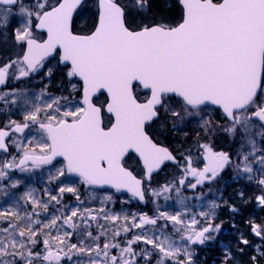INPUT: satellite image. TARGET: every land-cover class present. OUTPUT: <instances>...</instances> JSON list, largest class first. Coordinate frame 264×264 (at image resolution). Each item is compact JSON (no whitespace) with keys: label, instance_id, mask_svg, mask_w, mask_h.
Returning <instances> with one entry per match:
<instances>
[{"label":"snow or ice","instance_id":"snow-or-ice-1","mask_svg":"<svg viewBox=\"0 0 264 264\" xmlns=\"http://www.w3.org/2000/svg\"><path fill=\"white\" fill-rule=\"evenodd\" d=\"M89 4L0 0V111L9 114L0 121V196L13 198L0 210V264H201L199 251L225 227L218 209H239L221 198L194 212L184 189L211 191L231 170L237 182L255 183L264 209V0H91L94 11ZM89 11L91 24L77 30L74 18ZM57 76L59 95L48 87ZM37 78L39 91L17 86ZM210 105L222 119L204 118ZM193 122L201 132L192 144L159 139ZM219 131L232 150L211 142ZM129 154L139 172L126 166ZM169 165L176 174L153 186ZM38 170L48 187L17 198L22 181L13 173ZM72 175L151 201V214L113 211L111 192L90 207L62 179ZM65 193L78 205L65 204ZM173 194L180 209L170 212L160 202ZM246 226L259 239L251 264H260L264 222ZM232 227L239 235L219 264H241L238 254L252 246Z\"/></svg>","mask_w":264,"mask_h":264},{"label":"rangeland","instance_id":"rangeland-1","mask_svg":"<svg viewBox=\"0 0 264 264\" xmlns=\"http://www.w3.org/2000/svg\"><path fill=\"white\" fill-rule=\"evenodd\" d=\"M89 8L91 11H94V9H92V7H91V0H90ZM91 11L84 12L77 17L76 28L84 30L87 26H89L91 24L92 21L89 18ZM3 39H4V37H0V47H3ZM26 83L30 87L35 88L36 91H39V88L41 86L38 78L32 80L31 82L30 81L21 82L17 86L23 88ZM60 86H61V78L59 76H57V78L54 79L52 81V83L48 85L50 91L54 94H57V95H59V92L57 91V89ZM100 99L103 100L104 97L101 96ZM0 115H1L0 121H6L9 118V114L6 111H0ZM217 117L222 119V114L220 113V111L217 108L208 106V108L205 109V113H204L205 119H209V118L210 119H216ZM11 118L20 119L21 118L20 112L13 110V112L11 114ZM198 132H201V129L199 128V126L196 122H193L191 124H186V125L182 126L180 128V130H178V131L166 133L164 136L159 137V139L164 144H168L169 147L174 148L178 144H186V145L192 144L197 139V133ZM221 132H223V131H221ZM211 142L215 144L217 149H220L221 147H225V146L226 147L233 146L232 138L230 136H228V138L225 139L224 136H222V134L220 133V131L217 132L215 134V136L211 138ZM125 164L127 167L134 170L135 172L140 171V166L138 165L137 160L134 157H129L125 161ZM165 171H170V172H164L160 177L155 178L153 186H155L156 182L164 183L165 180H170L173 177V175L176 174V171H174V170L172 171L171 168H167V170H165ZM13 178H18L22 181L21 187L19 189L12 190L13 192H15L17 198L20 196L21 193H23L25 191L26 188H34V189H36L37 194L40 195V194H42L43 189L45 187H48V185L46 183L47 172H43V171L38 170L35 173H20L17 171L15 173H13ZM62 179L64 180L65 183H67L69 185L77 186L79 188L80 193H81V199L84 200L87 203V205L90 207L99 208L100 207L99 201L103 198V195L106 192H111L113 194V198H114L115 203L112 205H109V207L113 211H115V212H121V211H123V212H138V211H136V209L133 205L134 200L131 199L129 196H127L124 193H120V192L117 193L114 190L108 189V188H97V187L89 188V187H86V186L82 185L79 181V178L74 176V175L68 176V177H65ZM57 183H59V182H57ZM183 192H184V195L189 198L186 201V203L192 211L198 212V211L206 208L207 204H206V201L204 200V198L201 200H196L194 198L195 195H197L198 193H194L190 189H184ZM12 199H13L12 197L5 198L3 196H0V210L8 208L12 203ZM64 203L69 205V206H77L79 202L75 199V197L71 193H65L64 194ZM160 203H161L162 207L167 208V210L170 212L180 209V205L175 198V194H173V198L171 200H169L167 202L161 201ZM244 203L241 202V206L244 205ZM147 206L150 207V210L152 211L154 205L152 204L151 201L147 202ZM150 214H151V212H150ZM250 236H252V235L250 234ZM72 242L73 243L77 242L75 237H73ZM220 247H221V244L216 241L215 245L212 244L210 249L214 250V249H217ZM206 249L207 248L205 247L201 251H199V254H200V252L202 254V257H200L201 261H204L205 259H207V256H205V254H204ZM206 264H219V260H216L215 257H210L209 263H206Z\"/></svg>","mask_w":264,"mask_h":264},{"label":"flooded vegetation","instance_id":"flooded-vegetation-1","mask_svg":"<svg viewBox=\"0 0 264 264\" xmlns=\"http://www.w3.org/2000/svg\"><path fill=\"white\" fill-rule=\"evenodd\" d=\"M75 20V28L77 25V17L74 18ZM28 82V81H25ZM31 82V81H30ZM1 116V115H0ZM1 120V117H0ZM222 136H224L225 139L228 138V135L224 132H221ZM233 146L228 147H221L220 149L223 150H232ZM217 149V150H220ZM172 169V171H176L175 167L173 165L168 166ZM240 191L245 192V199L241 200L238 193ZM202 192L204 195V200L206 201V204L208 201L216 199L220 200L222 198L223 201H227L229 204H235L239 211L237 213L230 212L226 207L221 206L220 209H218V215L220 220L224 222V229L222 230V233L217 238V242L221 244L220 248H217V250H211V245L206 247L205 253L207 254V257H215V259L220 260L222 257L220 255V251L228 246L230 242L233 241L234 237L236 235H239L235 231V229L232 227L233 224L236 225V227L240 228V230L248 236V238L252 241V246L245 247V252L243 254H238L239 260L244 257L250 258L253 255L258 256V253L254 251V247L257 243H259V239L250 236V233L247 229V221L255 220L256 222H264V209H261L257 204H255L254 201V195L256 194V185L254 182H248L246 180H240L237 182L232 177L231 170H227L222 178L219 180V182L214 183L211 185V191H209L208 187H203ZM241 202H245L244 205L241 206ZM255 204V205H254ZM215 245V243H213ZM232 247L235 248V245L232 244Z\"/></svg>","mask_w":264,"mask_h":264},{"label":"trees","instance_id":"trees-1","mask_svg":"<svg viewBox=\"0 0 264 264\" xmlns=\"http://www.w3.org/2000/svg\"><path fill=\"white\" fill-rule=\"evenodd\" d=\"M77 30H83V29H78V28H76ZM165 145H168V144H165ZM169 168V167H168ZM165 170H167V168L165 169ZM163 171L162 173H160V174H158V176H156L155 178H157V177H160L164 172H170V171ZM154 178V179H155ZM200 191H202V188L201 189H198L197 190V192L196 193H199ZM133 205H134V207H135V209H136V211H144V212H151V210H150V207H148L147 206V203H144V204H139V203H137V202H135V201H133ZM215 250H217V249H215ZM201 251V250H200ZM205 254V256H207V254L206 253H204ZM200 257H202V254H201V252H200ZM204 256V255H203ZM249 257V256H248ZM248 257H242L241 258V264H251V261H250V258H248ZM208 259V260H207ZM207 259H205L204 261H201V264H206V263H209V261H210V257H207ZM217 260V259H216ZM260 264H264V259H260Z\"/></svg>","mask_w":264,"mask_h":264},{"label":"water","instance_id":"water-1","mask_svg":"<svg viewBox=\"0 0 264 264\" xmlns=\"http://www.w3.org/2000/svg\"><path fill=\"white\" fill-rule=\"evenodd\" d=\"M209 107H214V108H217L216 106H209ZM218 109V108H217ZM129 155H133L136 159H137V157L135 156V154H129ZM128 156H126V158H127ZM125 158V159H126ZM98 188H100V187H98ZM105 188H107V187H105ZM108 189H111V188H108ZM112 190H114V189H112ZM121 193H126L128 196H130V194H128L126 191H122ZM135 200V199H134ZM137 203H141V202H139L138 200H135Z\"/></svg>","mask_w":264,"mask_h":264}]
</instances>
